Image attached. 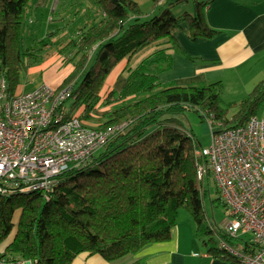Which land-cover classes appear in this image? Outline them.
I'll use <instances>...</instances> for the list:
<instances>
[{
  "label": "trees",
  "instance_id": "1",
  "mask_svg": "<svg viewBox=\"0 0 264 264\" xmlns=\"http://www.w3.org/2000/svg\"><path fill=\"white\" fill-rule=\"evenodd\" d=\"M30 1L0 0V78H5L11 94L50 44L49 34L38 41L40 47L22 46V17ZM95 1L100 17L60 49L74 68L57 89L73 86L68 117L99 130H114L85 161L55 178L48 198L39 192L0 193V245L17 226L14 239L0 252L2 258L72 264L80 253L88 252L115 261L150 243L169 240L181 208L209 236L203 204L207 190L197 178L203 160L180 115L189 109L201 111V116L208 111L225 126L235 127L258 115L264 101V80L230 103L222 99L221 80L188 86L160 81L159 74L173 65L171 49L184 52L174 35L182 23L188 22L191 40L219 33L206 20L204 9L210 0H195L194 11L180 15L172 7L185 0L165 1L149 18L135 0ZM154 1L157 5L161 0ZM148 48L153 52L126 69L123 87L108 89L115 67ZM101 107L111 110L98 114ZM252 248L248 241L242 249ZM210 251L231 256L214 245Z\"/></svg>",
  "mask_w": 264,
  "mask_h": 264
},
{
  "label": "built area",
  "instance_id": "2",
  "mask_svg": "<svg viewBox=\"0 0 264 264\" xmlns=\"http://www.w3.org/2000/svg\"><path fill=\"white\" fill-rule=\"evenodd\" d=\"M72 84L62 88L43 83L34 90L11 94L0 78V193L39 192L49 197L55 178L85 161L102 147L114 129L87 126L66 114ZM211 132L201 147L197 178L212 175L230 222L219 249L239 264H264V118L251 116L238 126H225L203 111ZM97 116V115H96ZM251 234L252 251L230 243ZM0 264H29L0 257Z\"/></svg>",
  "mask_w": 264,
  "mask_h": 264
},
{
  "label": "crops",
  "instance_id": "3",
  "mask_svg": "<svg viewBox=\"0 0 264 264\" xmlns=\"http://www.w3.org/2000/svg\"><path fill=\"white\" fill-rule=\"evenodd\" d=\"M44 1L38 0L36 4L31 1L25 9L39 10ZM51 1L47 0L45 5H51ZM57 1L55 0V3ZM135 1L141 6L144 16L149 18L167 4L165 1L173 0H161L157 5L154 0ZM55 5L50 9V24L41 38L50 34V44L43 49L42 62L28 69L30 74L39 73L41 78L36 83H21L17 91L34 90L43 83L54 87L59 86L74 68L73 64L66 61V55L61 53L60 49L71 37H75L80 32L82 24L85 23V26L87 23L96 21L97 16L100 17L98 7L91 8V4L84 17L85 21L77 28L78 31L71 34L66 23L69 11L63 10L55 17L51 12L57 9ZM187 8H191L189 4L186 5ZM204 10L207 23L219 33L213 38L201 37L191 40L188 22L182 23L181 27L174 31V35L184 52L171 49L173 65L170 69L161 72L159 79L163 83L175 82L180 86L202 85L221 80L224 86L230 89L228 95H225V92L222 93L223 101L225 103L240 101L259 81L264 80V0H210ZM185 11L189 12V10ZM190 11L191 13L194 11V5ZM49 27L54 29L51 30ZM153 50L149 51V54ZM135 58L136 56L131 61L125 58L115 67L107 81L108 89L120 90L123 87L128 66L133 68L143 59L142 56ZM109 110H111L110 107H101L99 112L105 113ZM257 114L264 118V101ZM221 202L224 203L222 199ZM229 212L228 215L225 213V217L220 221L208 215L207 224L212 232L209 236L198 230L196 223L184 221L177 223L172 229L169 240L150 243L134 255L108 261L100 254L82 252L72 264H133L136 261H140V264H239L232 255L229 258L214 256L210 251L212 245L219 249V238L230 222ZM15 216L18 220L19 213L17 212ZM16 229L17 226L0 245V252L12 242ZM209 237L213 238V241L206 243L205 240ZM250 239L251 234L246 233L232 240L243 248L246 242L251 241Z\"/></svg>",
  "mask_w": 264,
  "mask_h": 264
},
{
  "label": "rangeland",
  "instance_id": "4",
  "mask_svg": "<svg viewBox=\"0 0 264 264\" xmlns=\"http://www.w3.org/2000/svg\"><path fill=\"white\" fill-rule=\"evenodd\" d=\"M35 4L38 0H31ZM30 1V2H31ZM47 0L41 3V9L39 10H33L29 11L28 9H24L23 12V40H22V46L24 48L33 46V47H40L41 44L38 43L37 39H41L46 32V29L48 28L50 21V9L55 5L57 9H54L52 12V15L55 17L58 16L59 13H61L63 10L66 12L69 11V18L66 23H68V31L71 34H74L78 27L81 26V24L85 21L84 17L88 11V7L91 5V8L97 7L95 0H58L57 3H55V0H52L50 2L51 5L46 6L45 3ZM29 4V3H28ZM26 5V7L28 6ZM189 4L190 9H186V5ZM194 5L193 0H185L182 4H177L174 7H172V11L176 15L182 14L185 10H191L192 6ZM179 6V7H178ZM25 7V8H26ZM54 12V13H53ZM191 12V11H190ZM85 24V23H84ZM82 24V26H84ZM51 29V27H49ZM34 29H38L39 31H35ZM54 27H52L51 30H53ZM44 48V47H43ZM152 49H146L139 54L136 55L135 59L140 58L142 56L143 58L149 54V51ZM42 60H40L37 63H41ZM38 64V65H39ZM41 75L39 73H31L27 71H24L22 76V83H36L40 80ZM229 85V84H228ZM230 89L226 86L223 88V92H225V95H228V92ZM67 111H69L70 108V101L66 103ZM100 112H98L99 114ZM97 114V115H98ZM201 111L195 110V109H189L185 111L182 115H180V118L182 120V126L185 130L189 132L190 135H192L199 147L202 146L205 147L210 143L211 139V132L209 129V125L205 118L201 116ZM198 153V152H197ZM204 189L207 190V193L204 195V210L206 214V221L204 222V226H209L207 222L208 215L212 219H217L220 221L221 218L225 217V213L228 215L229 208L225 203L221 202V197L219 190L217 188V184L215 183L212 175H207L204 182H203ZM224 202V201H223ZM184 221L193 222L196 223L195 220L192 218L190 213L185 209L181 208L177 215V223L180 224ZM14 222L17 223V216L14 217ZM224 226V224H222ZM15 228V227H14ZM14 230V229H13Z\"/></svg>",
  "mask_w": 264,
  "mask_h": 264
}]
</instances>
